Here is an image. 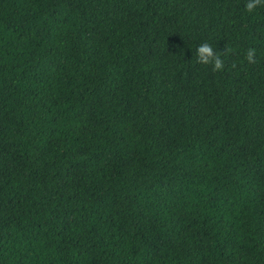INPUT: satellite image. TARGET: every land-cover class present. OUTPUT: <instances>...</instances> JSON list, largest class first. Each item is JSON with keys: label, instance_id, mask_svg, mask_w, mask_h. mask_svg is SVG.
Segmentation results:
<instances>
[{"label": "trees", "instance_id": "obj_1", "mask_svg": "<svg viewBox=\"0 0 264 264\" xmlns=\"http://www.w3.org/2000/svg\"><path fill=\"white\" fill-rule=\"evenodd\" d=\"M246 2L0 0V264H264Z\"/></svg>", "mask_w": 264, "mask_h": 264}, {"label": "clouds", "instance_id": "obj_2", "mask_svg": "<svg viewBox=\"0 0 264 264\" xmlns=\"http://www.w3.org/2000/svg\"><path fill=\"white\" fill-rule=\"evenodd\" d=\"M259 6H264V0H247L245 10L251 13ZM231 51V48H225L223 52H219L205 42L196 49V62L201 65L210 66L213 73L220 72L224 68V61L221 59V56L228 55ZM255 55L256 50L254 48L247 50L245 59L249 64L256 63ZM232 67H235V65H232Z\"/></svg>", "mask_w": 264, "mask_h": 264}]
</instances>
